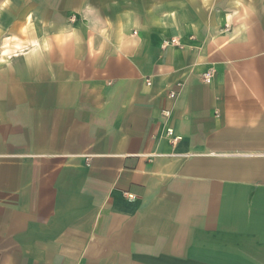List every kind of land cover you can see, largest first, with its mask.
<instances>
[{"label": "crops", "instance_id": "1", "mask_svg": "<svg viewBox=\"0 0 264 264\" xmlns=\"http://www.w3.org/2000/svg\"><path fill=\"white\" fill-rule=\"evenodd\" d=\"M0 264H264V0H0Z\"/></svg>", "mask_w": 264, "mask_h": 264}, {"label": "built area", "instance_id": "2", "mask_svg": "<svg viewBox=\"0 0 264 264\" xmlns=\"http://www.w3.org/2000/svg\"><path fill=\"white\" fill-rule=\"evenodd\" d=\"M202 79H203V81H205V82H209V80H210V73H208V72L204 73ZM175 96H176V94H175V92H173V91H170V92L168 93V97H169V98H174ZM168 114H169L168 111H163V115L167 116ZM166 134H167L169 137H171V136H172V131H171L170 129H167ZM176 140H177V137H173V138L171 139V142H174V141H176Z\"/></svg>", "mask_w": 264, "mask_h": 264}]
</instances>
